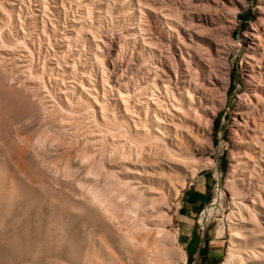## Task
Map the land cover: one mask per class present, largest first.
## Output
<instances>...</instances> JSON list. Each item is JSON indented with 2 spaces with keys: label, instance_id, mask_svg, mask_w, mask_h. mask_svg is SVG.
Returning <instances> with one entry per match:
<instances>
[{
  "label": "rangeland",
  "instance_id": "obj_1",
  "mask_svg": "<svg viewBox=\"0 0 264 264\" xmlns=\"http://www.w3.org/2000/svg\"><path fill=\"white\" fill-rule=\"evenodd\" d=\"M253 27L259 38L247 37ZM0 67L7 70L0 72L8 77L5 87H11L9 77L21 85L17 99L36 94L50 105L46 125L32 120L27 132L30 137L41 133L47 143L60 133L52 166L61 179L92 182L82 166L99 160L90 146L99 151L104 146L110 153L106 166L115 173L111 189L143 182L141 222L151 226L158 216L151 203L156 192L164 193L161 242L167 264H223L231 256L230 264H264V0H0ZM180 92L193 107L200 101L193 118L198 152L186 169L163 175L161 167L152 170L137 162L143 135L156 133L152 116L145 117L148 107L138 104L147 96L169 98ZM21 110L33 112L29 104ZM108 130L117 133L112 137ZM0 147L1 164L9 154ZM126 155H135L136 161ZM9 168L18 170L14 164ZM138 171L147 173L141 177ZM202 173L212 179L210 202L196 225L205 257L190 260L178 215L183 193ZM63 180L53 186L55 193L46 190L50 197L45 202L14 194L9 204H0V264H91L95 242L105 254L92 204L80 196V186ZM125 183L118 188L125 189ZM110 240L113 255L131 264L126 245L117 236Z\"/></svg>",
  "mask_w": 264,
  "mask_h": 264
},
{
  "label": "bare ground",
  "instance_id": "obj_2",
  "mask_svg": "<svg viewBox=\"0 0 264 264\" xmlns=\"http://www.w3.org/2000/svg\"><path fill=\"white\" fill-rule=\"evenodd\" d=\"M257 32H258V30L253 27L252 31L249 32L247 37L259 38L260 37L259 33H258V36L256 35ZM1 70H2V68H1ZM4 70H6V69H4ZM3 75H5V73ZM4 77L5 76H3V77L0 76V109H1L0 115H2V119L4 120L3 123L0 122V144L3 146V148L9 154V158L4 156L6 159L8 158L9 162L4 158L8 162V164L6 161H5V163L0 164V204H9L11 201V197L14 194L30 195V196L37 198L39 201L45 202L50 197L46 193L47 189L50 190V192L55 193L56 191L54 190V187H60L62 185L60 180L61 181L63 179L68 180V182L65 184L71 185L72 187L80 186V188H81V191L79 192L80 196L88 199V201L92 204V206L94 208L93 209L94 211L92 210V212H96V218L94 220V226L96 228L100 229V231L102 233L101 234L102 240L104 241L105 246H106V252L107 253L105 252V254H101V252H99L97 246L95 245L96 242L93 243V245L90 247V250L93 253L94 261L91 264H105L106 261L107 262L110 261V264H125V262H123L119 257L116 258L117 255H115V256L113 255L115 253V252L113 253L115 248H114V245L111 242H109L111 236L112 237L117 236L126 245L127 250H128L127 252H129V255L128 254L127 255L130 256V258H131V264H167L166 258L164 255V249L162 247V242H161V236L165 231V226L163 224L162 218L167 215V214L165 215L166 203L164 205V202H163L164 199L163 198L161 199V197H160L161 195L164 196L163 195L164 193H161V192L155 193L154 192L156 194V197L154 198V202H152L151 204L154 206V208H155L154 210L156 211V214L158 216H156L155 219L151 220V226L146 224L145 220H143L144 222H141L142 220H140V219H142L141 218L142 213L140 214V211L145 210L143 205H146L145 204L146 200L143 197V188L141 187V184H143V182H139L138 184H140V185H138V184L133 185L131 182L125 183L124 181H121V182L125 183V189H119L118 188L119 186H121L120 184H124V183H119V186L116 185V187L119 190H121V192L123 191L122 193H120V192L118 193L119 190L116 187L111 189L112 188L111 178L114 177L115 173L109 169L110 167L108 168L106 166L105 160L107 158V155L108 154L110 155V153L106 154L107 151L105 149L106 147L104 148V146H103V149H100L102 146L99 148L100 151L98 150L97 146H96L97 148L90 146L89 149H91V152H94V154L97 153L96 157L99 158L98 161H95V162L93 161L94 164L92 166H89L88 168L85 166H82L83 161L82 162L80 161L81 162L80 165L83 168L80 166L82 168V170L80 168L79 169L81 170L83 175L85 174L86 176H90L92 179H94L92 182H90L89 184L87 183L88 185H86V183H85V185H84V182L82 183V181H80V180H79L80 182L73 183L69 180V178L61 179V177H59L60 175L59 176L57 175L58 171L54 170L53 166H52L54 159L58 155V152H57L58 150L53 149V146L56 144L55 142H58L59 141L58 139L60 137H62L60 135L57 137V135L60 133H58L57 135L55 134L56 137H53L52 141H50V142L48 141L49 143H47V141H45L42 138V136L40 135L41 133L39 135L36 134V136L33 134V136L30 137L28 135V132H27L29 129H31L30 126H28V125H29V122L32 120L34 122H36V124L39 123V126L42 125V127H43V124L45 122H48L47 118H46L47 117V115H46V106L47 105H45V103L43 101H40L43 97L41 99H39V97H37L36 94L35 95L33 94V95H30L31 96L30 98L24 97V95H22L21 96L22 99L21 98L17 99V97L20 96V95H17V92L22 93V91L19 90V87L21 88V85L17 82H14V80H12V78L9 77V79L11 80V82H10V80L8 79L10 84H11L9 86H11V87H9V88L5 87L4 82L6 81L5 80L6 77L5 78ZM11 77H13V76L11 75ZM39 81H41V80H39ZM6 84H8V83H6ZM24 87H22V88H24ZM39 90L41 91V89H39ZM38 93H39V91H38ZM166 95H167V98L165 96L166 99L163 97L160 99H157L156 97H153V96H147L143 100H141V103L138 104L139 107H142V106L148 107L147 113H145V115H146L145 117L147 118V120L150 118V116H152V118L154 119V121H152V122H154L156 124V126L154 127V129L156 130V133H155L156 135L154 134V132L152 133L151 131H149V132L152 133L153 135H151L149 132L148 133L146 132L147 134L143 135L145 137V139L142 141V144H144L145 146L143 145V147H142L141 145H139L141 143H139V141H137L138 144L137 143L136 144L139 146H137L136 148H139L141 146L140 149H142V148L143 149H142V151L140 149L135 151V152L138 151V153H139V151L142 152V154L140 153L141 154L140 158H137V162L139 161L142 165H147L152 170L156 169L157 167H159V168L161 167V170H163V172H164L163 175L167 172V170L169 172L170 170L172 171L175 168L184 169L185 165H186V167H188L189 165L187 166V164L191 163V161L195 159L196 153L198 152V150H197V148H195V146H194L195 144H193L194 138H195V124H194L195 121L193 118L196 116L195 114L197 112L198 104L200 102L199 101L198 104L194 103L197 106L193 107V105L188 102V96H185V94H183L181 92L179 94L173 93L172 96L169 98H168V94H166ZM24 104H27V106H28V104L31 105V108L33 111L32 114L30 113V115H29V113L28 114L22 113L21 107H23ZM48 104H51V103H48ZM91 104H93V103H91ZM201 104H202V102H201ZM18 105H20V106H18ZM49 106H47V107H49ZM142 109H143V107H142ZM54 111H56V110H54ZM125 112H126V115H129L128 109H125ZM95 113H94V115H95ZM16 114H17V116H16ZM14 115H15V117H14ZM70 115H72V114H70ZM70 115H69V117H72ZM60 116H61V114H60ZM139 116H140V114H139ZM68 119H70V118H68ZM137 119L142 120L141 117H139ZM143 119H145V118H143ZM70 120H72V119H70ZM135 121H133L134 124H135ZM57 122H59V121H57ZM64 123H66V122H64ZM70 123H71V121H70ZM136 123H137V121H136ZM145 123H147V122H145ZM151 123H150V125H151ZM32 124L35 126V123H32ZM53 124H55V122ZM106 124H107V122H106ZM134 124H133V126H135ZM33 125L31 127H34ZM44 125H46V124H44ZM55 125H57V124H55ZM58 126H59V124H58ZM138 126H139V124H138ZM137 127H136V129H137ZM52 128H53V126H52ZM99 128H101V127H99ZM138 129H141V128L138 127ZM110 130H108L107 132L109 133ZM143 130L144 129H142V132L140 131V133L143 134ZM102 133H104V132H102ZM116 133L112 132L109 135L113 137L112 134H114V136H115ZM144 134H145V131H144ZM100 136H101V134H100ZM107 136H108V134H107ZM128 136H130V135H128ZM106 139H107V137H106ZM74 141H76V140H74ZM101 142H103V141H101ZM104 142H103V144H104ZM108 142H107V145H108ZM65 143H67V142H65ZM94 144L95 143H93V145ZM90 145H92V144H90ZM46 148L47 149L50 148V150H48V152L49 151L50 152L48 153L46 151L48 154L45 153L47 156H49V157L51 156L50 158L47 157L46 155H44V153H43V152H45L44 150ZM93 148L95 150L92 151ZM108 148H107V150H108ZM111 148H113V147H111ZM116 148H118V147H116ZM4 149H3V151H4ZM78 149H80V146L78 147ZM89 149L88 150L84 149V150L86 151V153H88ZM66 150L68 151V148ZM119 150H120V147H119ZM126 150L127 149H125V150L123 149L122 151L126 152ZM81 151H83V150H81ZM112 151H110L112 154L117 152V150H115L114 152H112ZM122 151L118 152V155ZM130 151H132V150H130ZM130 151H129V153L134 154V152H130ZM78 152L75 151V153H78V154L81 153L80 156L85 154V152L83 154L80 151H78ZM122 153H124V152H122ZM138 153H136V154H138ZM62 154H64V153H62ZM89 154H90V152H89ZM89 154H87V155H89ZM127 155H129V154H127ZM112 156L114 157V156H116V154L112 155ZM119 156L124 157V155H122V154ZM119 156L117 158H120ZM133 156H135V155H132L131 158L133 160H135ZM83 157H84V155H83ZM74 158H75V156H73L71 159L73 160ZM127 158L129 159L130 157L127 156ZM132 159H131V161H132ZM76 160H78V159L75 158V161ZM108 160L110 161V157L108 158ZM67 161H68V158H67ZM77 162H79V161H77ZM127 163H130V162H127ZM12 164H14L15 167L16 166L18 167L17 171H11L10 170L9 165L11 166ZM69 164H71V162H69ZM75 164L78 165V163H76V162H75ZM116 164H117V162H116ZM125 165H128V164H125ZM210 165H208V167H210ZM69 167H68V169H69ZM78 167L79 166H77V168ZM186 167H185V169H186ZM123 168H125V167H123ZM203 168H207V166H203ZM128 172H130V170ZM138 172L140 173L141 171H138ZM142 172L139 174V176H141V177L145 176V173H147V172H144V174H143ZM69 174H70V172H69ZM153 176H156L155 172L153 173ZM64 180H63V183H64ZM141 180H143V178H141ZM74 181H76V180H74ZM144 181H145V179H144ZM157 191H159V190H157ZM144 200H145V202H144ZM147 202H149V201H147ZM256 204H258V203H256ZM145 207H147V206H145ZM146 209H148V208H146ZM210 211L211 210L209 209L208 213ZM139 217H140V219H139ZM82 247H84V246H82ZM78 250H79V248H78ZM183 253H185V252H183ZM183 253H181V254H183ZM182 257H184L185 262H187L186 261L187 256L183 254ZM231 259H232V256H231V258L229 257L228 260L226 259V261L223 264H230V262L232 261ZM67 260H69V258ZM62 262H64V260H62Z\"/></svg>",
  "mask_w": 264,
  "mask_h": 264
},
{
  "label": "crops",
  "instance_id": "obj_3",
  "mask_svg": "<svg viewBox=\"0 0 264 264\" xmlns=\"http://www.w3.org/2000/svg\"><path fill=\"white\" fill-rule=\"evenodd\" d=\"M211 180L212 179L209 174H199L181 197L177 226L183 247L186 251L188 249L193 251L192 258L205 257L202 256L201 253L204 248H202L201 236L196 232V225L200 215L204 212L210 202ZM196 238H199V241L196 245H194L193 242ZM209 242L210 241L206 240L207 245ZM206 253L209 254V251ZM213 255L217 256L218 251H215Z\"/></svg>",
  "mask_w": 264,
  "mask_h": 264
},
{
  "label": "trees",
  "instance_id": "obj_4",
  "mask_svg": "<svg viewBox=\"0 0 264 264\" xmlns=\"http://www.w3.org/2000/svg\"><path fill=\"white\" fill-rule=\"evenodd\" d=\"M198 241H199V238H196L195 240H194V245H196L197 243H198ZM192 246H193V244H192ZM188 251V254H189V258H190V260L192 259V256H193V251H191V250H187ZM202 256H205V254H204V249H202Z\"/></svg>",
  "mask_w": 264,
  "mask_h": 264
}]
</instances>
